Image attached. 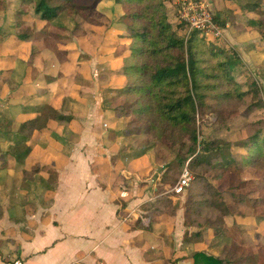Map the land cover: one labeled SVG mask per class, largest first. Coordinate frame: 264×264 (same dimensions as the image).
<instances>
[{"label": "crops", "instance_id": "crops-1", "mask_svg": "<svg viewBox=\"0 0 264 264\" xmlns=\"http://www.w3.org/2000/svg\"><path fill=\"white\" fill-rule=\"evenodd\" d=\"M217 1L223 3L218 12L236 3L213 0L214 7ZM23 7L0 8V264H193L190 257L203 248L199 237L189 241L201 229L189 225L188 189L163 192L166 168L156 150L146 148L129 117L115 112L126 80L114 45L124 35L117 30L124 31L111 28L98 56L92 47L87 60L75 54L69 63L67 54L36 39L46 34L45 23ZM236 7L237 18L257 19ZM236 25L241 30L227 23L225 39L243 62L264 66L260 34L240 20ZM51 108L71 119L53 118ZM185 193L176 215L156 218L154 208H144ZM235 219L228 227L256 224Z\"/></svg>", "mask_w": 264, "mask_h": 264}, {"label": "trees", "instance_id": "trees-1", "mask_svg": "<svg viewBox=\"0 0 264 264\" xmlns=\"http://www.w3.org/2000/svg\"><path fill=\"white\" fill-rule=\"evenodd\" d=\"M37 1L33 11L41 22L48 25L63 16L75 18L83 11H94L104 0ZM174 1L116 0L125 10L128 34L117 36L114 45L115 49L121 45L127 46L120 55L126 80V86L121 91L124 101L115 108V112L118 116L129 117V126L149 139L152 145L159 143L174 154L162 177V184L166 188L164 192L176 184L177 176L188 162L194 173L201 166L212 168L219 165L227 169L233 161L235 163L230 153V142L207 138L198 149L200 114L210 109L229 116L246 106L245 112L264 107L259 98L257 81L245 91L244 86L232 76L233 69L241 61L238 52L228 46L212 48L213 45L200 30H194L186 42L183 30L175 28L170 22L168 2ZM232 1L236 2L232 4L233 7L214 16L215 22L226 28L227 23L240 20L244 29L257 31L264 40V0ZM21 2L23 6V0ZM236 4L240 10L259 18H237ZM109 32L115 30L110 28L107 34ZM20 38L27 39L22 35ZM249 96L253 100L250 105ZM70 119L58 116L61 121ZM35 122L37 120H32L30 124ZM26 125L21 127L22 132ZM245 147L247 154L242 158V167L264 171V125L245 142ZM160 155L159 161L166 163L164 154ZM179 206V200L165 196L147 205L146 209L154 208L152 211H156L157 218L176 215ZM189 239L194 240V237ZM190 259L193 264H225L222 257L201 250L196 251ZM176 263L172 261L171 264Z\"/></svg>", "mask_w": 264, "mask_h": 264}, {"label": "rangeland", "instance_id": "rangeland-1", "mask_svg": "<svg viewBox=\"0 0 264 264\" xmlns=\"http://www.w3.org/2000/svg\"><path fill=\"white\" fill-rule=\"evenodd\" d=\"M21 1L0 0V8H6L8 4L12 3H16L17 8H21ZM106 1H102L103 3L99 4L94 11H83L75 18L63 16L59 21L45 25L43 31L46 34H37L36 39H44L48 42L51 47L50 51L54 54L61 53L62 56H64V53L67 54L69 63L72 62L70 58H74L75 54H80L81 57H84V60H87L86 57H91L90 49L92 47L94 54L98 56L99 52H101L99 51V44L105 41L103 37L107 34L108 29L117 28L124 31L121 33L120 30H117L118 35L128 34L124 19V8H119L117 5L121 4L117 3L116 0ZM23 2L24 10H34V6L38 3L37 0H23ZM176 2L177 0L168 2L170 22H175L174 24L172 23L174 27L182 29L183 36H185L187 27L178 21ZM217 3L218 7H214L212 0L211 9L214 16L217 14L218 9L223 8L222 2L217 1ZM223 10L226 9L224 8ZM256 18L259 17L257 16ZM229 23H232L234 28L237 27L235 22ZM239 27H237V30ZM19 28L22 29L19 30L20 35L28 34L24 28ZM227 28L226 25L224 30L227 31ZM234 30L237 32L236 28ZM225 34L226 32H224V36H226ZM231 41H228L225 37L223 39L215 38L214 36L208 38L210 45H213L212 48L221 49L228 46L238 52L239 56L243 55ZM77 44L83 48L84 53H80L81 48L76 46ZM126 48L127 46L125 45L119 46L116 50L117 56L121 55ZM122 63L123 59L121 58ZM232 76L236 82L244 86L245 91L249 90L248 86L251 83L257 81L259 98L264 106L263 65L256 66L251 61L243 62L241 59L239 64L233 69ZM252 101L251 96H249L248 105ZM113 105H116V103ZM246 110L247 106L228 116V114H219L208 109L199 115L198 149L201 148V143L207 138L230 142V153L235 163L233 161L227 169L219 167V165L212 168L208 166L196 168L195 172L198 174L192 172L193 181L187 192L192 198V201L187 199L190 209L189 225L192 226L191 231L196 232L199 230L198 228L201 229L200 236L197 233L198 235L194 236V239L199 237L195 239L196 243L202 244L201 246L206 244L205 246H208L210 250L206 251L205 247L201 246L198 248H203V251L209 255L213 254V256L222 257L225 264H264V171L253 167L243 168L241 164L243 156L247 154L245 142L254 135L256 130L264 125V107H259L251 112H245ZM51 111L54 115L50 113V116H53V118L58 117V114L54 112V108H51ZM139 134L144 137L146 148H154L156 150L158 162H160V153L164 154L166 163H162V161L160 164L166 168V172L168 164L174 159V154H171L168 149L159 143L152 145L149 139L141 133ZM181 174L177 176V182ZM197 175L200 177H197ZM173 187L169 189V192ZM161 188L164 190L165 186L162 185ZM185 196L186 193L183 197L178 196L180 203V198L183 201ZM221 205L224 206L222 207ZM144 208L145 210H150L146 209V206ZM236 217H242L248 221H253V218H255L256 224L245 223L246 227L244 229L237 228L236 224L228 227L227 222L231 224L232 221H236ZM257 225H260L259 234H256ZM217 252L218 254H216ZM180 258L178 257V259ZM162 264H167V260L164 259Z\"/></svg>", "mask_w": 264, "mask_h": 264}, {"label": "built area", "instance_id": "built-area-1", "mask_svg": "<svg viewBox=\"0 0 264 264\" xmlns=\"http://www.w3.org/2000/svg\"><path fill=\"white\" fill-rule=\"evenodd\" d=\"M176 5L179 23L187 26L186 42L194 30L203 31L207 40L211 36L219 39L225 37L224 28L214 20L211 9L212 0H177ZM192 181L193 175L188 162L183 168L180 179L170 192L181 195L191 186Z\"/></svg>", "mask_w": 264, "mask_h": 264}]
</instances>
